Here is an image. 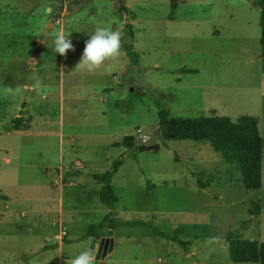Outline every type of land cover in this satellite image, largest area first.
<instances>
[{"label":"rangeland","instance_id":"374dc122","mask_svg":"<svg viewBox=\"0 0 264 264\" xmlns=\"http://www.w3.org/2000/svg\"><path fill=\"white\" fill-rule=\"evenodd\" d=\"M121 1L124 10L115 0H0V264H71L100 236L116 239L107 264H258L231 261L227 236L264 241L259 9L249 0ZM98 25L119 29L138 60L122 44L118 64L76 70ZM61 30L74 45L66 56L52 52ZM8 87L21 92L8 96ZM24 103L30 127L8 130ZM159 103L174 117H256L260 188L245 187L238 165L208 143L161 138ZM118 159L114 218L149 222L180 244L148 225L82 237L108 211L93 174Z\"/></svg>","mask_w":264,"mask_h":264},{"label":"trees","instance_id":"16d2710c","mask_svg":"<svg viewBox=\"0 0 264 264\" xmlns=\"http://www.w3.org/2000/svg\"><path fill=\"white\" fill-rule=\"evenodd\" d=\"M250 3L259 9L260 24V54L264 56V0H249ZM119 10L126 9L121 0H115ZM173 3V0H172ZM128 36L133 33L129 24H125ZM123 47L129 59L135 63L138 56L129 43L124 42ZM158 129L157 134L164 139H187L208 143L214 151L218 152L223 161L227 164H237L240 170L241 181L247 188H260L261 186V162H262V138L258 131L257 119L251 115H241L235 121L225 115H201L192 118L174 117L161 104H158ZM11 128L14 130L27 129V122H23L21 116L11 120ZM126 136L124 140L129 139ZM126 145L133 146L131 141ZM121 160H115L112 167L101 173L93 174V177L101 183L97 193L99 200L108 208L102 221L98 224H91L87 227L82 237L94 235L97 228L106 225L107 228L120 225H148L152 230L165 238L177 243L181 240L177 237H170L163 234L151 223L136 220H117L115 215V204L118 197L111 184V178L116 172ZM199 187L204 188L205 184L199 181ZM0 199L7 200L6 194L0 191ZM256 209H251L254 214ZM228 253L231 261L234 262H255L264 264V241L254 239L235 238L231 234L227 236Z\"/></svg>","mask_w":264,"mask_h":264},{"label":"clouds","instance_id":"9594fccd","mask_svg":"<svg viewBox=\"0 0 264 264\" xmlns=\"http://www.w3.org/2000/svg\"><path fill=\"white\" fill-rule=\"evenodd\" d=\"M69 34L63 30L55 34L52 52L66 56L69 50H74V45ZM123 33L113 29L111 25H98L85 41L82 55L75 69L94 73L100 70L106 62L118 64L122 55ZM21 89L8 87L5 94L8 96L19 95ZM97 248L87 247L71 259V264H98L96 259Z\"/></svg>","mask_w":264,"mask_h":264},{"label":"water","instance_id":"95a60500","mask_svg":"<svg viewBox=\"0 0 264 264\" xmlns=\"http://www.w3.org/2000/svg\"><path fill=\"white\" fill-rule=\"evenodd\" d=\"M50 25V23H49ZM115 239L112 236H100L97 245L96 259L98 264H106L105 256L112 251Z\"/></svg>","mask_w":264,"mask_h":264},{"label":"crops","instance_id":"0c3cea01","mask_svg":"<svg viewBox=\"0 0 264 264\" xmlns=\"http://www.w3.org/2000/svg\"><path fill=\"white\" fill-rule=\"evenodd\" d=\"M37 106H39V105H37ZM37 109H36V112L38 113V116H42L41 114H40V112H41V108H39V107H36ZM30 113L31 114H33L31 111H30V104L28 103H24V105L21 107V113H19V115L23 118V122H27V124L29 123L30 124V122H31V119L32 118H34L35 116L34 115H30ZM3 115H0V117H2ZM12 120V119H11ZM0 122H1V120H0ZM10 125V124H9ZM30 126L28 125V128H29ZM27 128V129H28ZM8 130H10V129H12L11 127L9 128H7ZM26 129V130H27ZM18 130H20V129H18ZM23 130H25V129H23ZM98 194V193H97ZM114 238V237H113ZM115 239V238H114ZM115 241H116V239H115ZM115 244V243H114ZM105 261H106V264H107V260L105 259Z\"/></svg>","mask_w":264,"mask_h":264}]
</instances>
